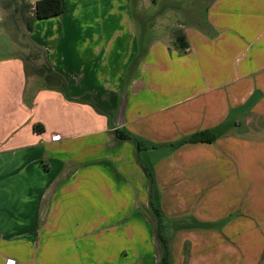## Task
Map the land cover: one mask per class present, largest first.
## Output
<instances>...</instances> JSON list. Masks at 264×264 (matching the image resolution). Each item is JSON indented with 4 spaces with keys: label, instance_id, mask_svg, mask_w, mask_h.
I'll list each match as a JSON object with an SVG mask.
<instances>
[{
    "label": "crops",
    "instance_id": "1",
    "mask_svg": "<svg viewBox=\"0 0 264 264\" xmlns=\"http://www.w3.org/2000/svg\"><path fill=\"white\" fill-rule=\"evenodd\" d=\"M52 19L34 22L30 38L43 49V64L62 78L65 92L25 75L17 51L0 57L2 201L28 207L17 215L25 217L17 222H31L21 225L22 235L36 238L45 230L38 254H49L44 237L51 222H57L58 264H130L124 255L151 242L150 187L139 152L132 141L117 140L115 131L137 138L150 152L165 149L155 173L180 149L184 200L186 179L205 185L229 175L231 197L242 200L236 205L264 201V168L255 171L264 165V0H212L204 22L183 32L185 49L161 40L146 43L128 83L136 38L127 48L125 38L102 33L111 25ZM219 126L223 134L212 143L169 147ZM54 136L59 140L52 141ZM241 175L249 176L246 184ZM191 205L210 204L191 199ZM0 207V215L13 217ZM13 232L5 221L2 236ZM26 253L22 264H30L23 247ZM93 253L96 259L89 258ZM39 261L49 264L45 256Z\"/></svg>",
    "mask_w": 264,
    "mask_h": 264
},
{
    "label": "rangeland",
    "instance_id": "2",
    "mask_svg": "<svg viewBox=\"0 0 264 264\" xmlns=\"http://www.w3.org/2000/svg\"><path fill=\"white\" fill-rule=\"evenodd\" d=\"M35 1L0 0V57L8 55L13 50L17 51L25 60L29 73H31L30 69L33 64L37 66L36 68L44 66L45 54L43 49L40 50L39 46L32 43L30 38L32 35L25 29L23 17L18 13V9L22 2L33 5ZM134 1L65 0L64 16L54 18L51 22H96L103 25L105 23V26L111 25L110 31L104 30L103 26L102 33L106 38H125L126 41L128 40L127 48L130 47V39L134 38L147 44L161 40L172 47L177 34H183L185 30L204 22L205 8L212 2V0H171L173 3L169 0ZM165 6L171 7L163 12L162 9ZM10 24L12 25L11 30L9 29ZM124 33L125 36H123ZM148 147L151 146L148 145ZM168 151L170 152L171 149L169 148ZM138 154L140 164L152 170L153 165L164 158L167 152L161 148L150 152L143 146L140 147ZM168 163L169 166L164 161L159 166L157 174L152 170L155 183L152 191L153 201L157 200L159 195L162 212L169 220L191 216L198 221L210 223L208 229L201 231L187 230L173 233L170 242V264H264V201H250V203L256 202L257 206L250 203L251 206H247L245 203L248 200L236 205L237 201L240 203L242 200L231 197L234 192L232 183L234 181L231 182L230 176L227 175L223 178L218 176L209 178L205 185L197 183V180L192 177L189 180L186 179L187 183L184 188L188 196L186 200H190L186 202L183 190H181L182 153L180 149ZM262 168L264 165L257 166L255 171L258 173ZM253 177L258 179L260 175L255 174ZM217 178L221 179L217 180ZM241 178L246 184L249 176L241 175ZM158 184L160 189L157 188ZM234 184L239 185L236 182ZM17 192L14 190L13 194L16 196ZM3 194L0 190V205L8 209L13 217L0 215V264H22L23 255L27 256V253L22 254L23 247L29 249L28 262L30 264H42L39 263V259L43 256H45V263L58 264L61 260L58 251L55 250L57 249L55 243L57 222L50 223L52 231L49 229L50 232L44 237L48 243L46 249L49 254H38V246L44 244L41 242L39 244V235L43 236L45 230L40 228L36 238L30 236L29 232L22 235L21 225L29 227L31 222H17L25 218L17 215L23 208L28 207L4 206ZM191 199L197 202L204 200L211 206L191 205ZM236 217H238L237 220H235ZM149 218L153 225L154 220L151 216ZM9 219L14 221H9ZM5 221L13 224L14 232L4 237L2 233ZM155 235L154 232L153 238L150 239L151 242L140 252L125 254L126 261L130 264H159L161 249ZM75 245L80 244L76 242ZM96 256L97 254L93 253L89 255V258Z\"/></svg>",
    "mask_w": 264,
    "mask_h": 264
},
{
    "label": "trees",
    "instance_id": "3",
    "mask_svg": "<svg viewBox=\"0 0 264 264\" xmlns=\"http://www.w3.org/2000/svg\"><path fill=\"white\" fill-rule=\"evenodd\" d=\"M151 1L153 2L155 0H151ZM170 1L171 0H169V2ZM133 2L135 1L133 0ZM170 7L165 6V8H163L162 11L163 10L166 11L167 9H170ZM65 12H66L65 0H36L33 5H29L25 2H22L18 9V13L23 17L24 20V27L30 33L33 30L32 27L34 22L57 18L65 14ZM137 42H138V52L136 56L131 60L127 68L126 83H128L137 65L145 57L147 53V44L143 43L142 40L140 39H138ZM174 46L177 48L179 52H181V50L187 47L183 34L176 35L174 40ZM30 71L31 73H29L25 68V75L27 74L41 78L45 81L47 86L51 88H57L62 92H65V84L63 83L62 78L57 73L52 71V69L49 66L44 65L42 68L39 67L32 68L30 69ZM223 131H224V127L219 126L209 130L196 132L191 135L180 138L176 142L170 144L169 147L172 150H176L185 144L212 143L214 140H216L218 137H220L223 134ZM113 135L117 140L120 141H127V140L132 141L135 145L137 152H139V149L141 147V141L138 140L137 138H134L129 134L126 135L121 134L117 131L113 132ZM141 170L143 171V174L146 177L150 187L148 208L152 220H154L153 227L156 234L155 238L161 249V257L159 264H170V260H171L170 242L173 233L175 234L176 232L187 231V230L201 231L202 229H208L210 223L198 221L191 216H185L175 220H169L167 217H165L161 209L159 195H158V199L153 201L152 191H153V187L155 186L153 180V171L143 167L142 164H141Z\"/></svg>",
    "mask_w": 264,
    "mask_h": 264
},
{
    "label": "built area",
    "instance_id": "4",
    "mask_svg": "<svg viewBox=\"0 0 264 264\" xmlns=\"http://www.w3.org/2000/svg\"><path fill=\"white\" fill-rule=\"evenodd\" d=\"M56 140H59V136L52 137V141H56Z\"/></svg>",
    "mask_w": 264,
    "mask_h": 264
}]
</instances>
